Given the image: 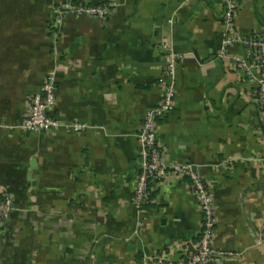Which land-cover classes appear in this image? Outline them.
Listing matches in <instances>:
<instances>
[{"label": "crops", "instance_id": "crops-1", "mask_svg": "<svg viewBox=\"0 0 264 264\" xmlns=\"http://www.w3.org/2000/svg\"><path fill=\"white\" fill-rule=\"evenodd\" d=\"M66 0H0V264L177 262L202 214L187 179L133 203L137 133L161 100L170 50L178 55L173 108L159 122L170 164H189L216 212L207 264H264V106L224 49L222 0H75L112 5L104 21L53 9ZM238 4L235 30L263 34L264 0ZM230 56L244 54L241 46ZM53 77L50 133L18 129L31 94Z\"/></svg>", "mask_w": 264, "mask_h": 264}, {"label": "built area", "instance_id": "built-area-1", "mask_svg": "<svg viewBox=\"0 0 264 264\" xmlns=\"http://www.w3.org/2000/svg\"><path fill=\"white\" fill-rule=\"evenodd\" d=\"M224 10L222 22L224 27L223 50L220 58L232 60L238 72L254 85V99L260 106H264V36L257 33L244 36L235 30V14L238 4L231 0H222ZM112 5L95 6L75 0H66L53 9L55 19L62 21L68 15L86 16L104 21L112 13ZM241 46L244 49L242 56H230L228 49ZM177 54L170 50L168 60L164 66V76L161 80L163 95L160 102L149 109L144 116L143 123L137 133L140 147V173L136 178L133 203L141 208L150 202L154 188L171 179H187L191 192L195 195L199 210L202 214V225L199 240L188 243L178 252L180 258L177 262L164 258L155 259L158 264H207L214 258L223 255L213 246L215 234L216 212L213 195L210 187L204 182L202 176L189 164H170L167 161L165 148L158 141L159 122L170 113L173 108ZM56 84L53 77L44 79L40 90L31 94L27 101V112L18 129L23 132L50 133L61 127L75 131L83 129L79 123L64 125L52 116L56 102ZM14 211L11 198L2 195L0 198V227L4 226Z\"/></svg>", "mask_w": 264, "mask_h": 264}, {"label": "trees", "instance_id": "trees-1", "mask_svg": "<svg viewBox=\"0 0 264 264\" xmlns=\"http://www.w3.org/2000/svg\"><path fill=\"white\" fill-rule=\"evenodd\" d=\"M34 94V93H33Z\"/></svg>", "mask_w": 264, "mask_h": 264}]
</instances>
